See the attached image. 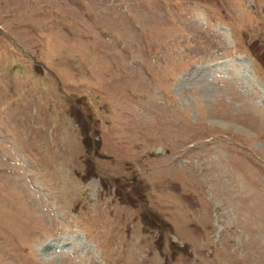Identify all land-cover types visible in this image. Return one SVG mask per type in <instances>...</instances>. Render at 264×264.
Here are the masks:
<instances>
[{
    "label": "rangeland",
    "instance_id": "obj_1",
    "mask_svg": "<svg viewBox=\"0 0 264 264\" xmlns=\"http://www.w3.org/2000/svg\"><path fill=\"white\" fill-rule=\"evenodd\" d=\"M0 264H264V0H0Z\"/></svg>",
    "mask_w": 264,
    "mask_h": 264
},
{
    "label": "bare ground",
    "instance_id": "obj_2",
    "mask_svg": "<svg viewBox=\"0 0 264 264\" xmlns=\"http://www.w3.org/2000/svg\"><path fill=\"white\" fill-rule=\"evenodd\" d=\"M226 31V30H225ZM65 244H67V243H65Z\"/></svg>",
    "mask_w": 264,
    "mask_h": 264
}]
</instances>
